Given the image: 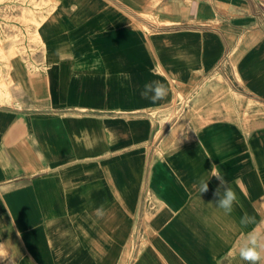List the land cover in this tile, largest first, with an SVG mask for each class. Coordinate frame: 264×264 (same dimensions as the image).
Wrapping results in <instances>:
<instances>
[{
    "label": "crops",
    "instance_id": "crops-1",
    "mask_svg": "<svg viewBox=\"0 0 264 264\" xmlns=\"http://www.w3.org/2000/svg\"><path fill=\"white\" fill-rule=\"evenodd\" d=\"M49 2L44 53L0 60V264H246L245 234L264 237V0Z\"/></svg>",
    "mask_w": 264,
    "mask_h": 264
},
{
    "label": "rangeland",
    "instance_id": "rangeland-1",
    "mask_svg": "<svg viewBox=\"0 0 264 264\" xmlns=\"http://www.w3.org/2000/svg\"><path fill=\"white\" fill-rule=\"evenodd\" d=\"M52 7L53 4L49 0H0V16L11 20V13L18 14L17 18L13 19L18 22V28L14 27L17 29V35L0 36V60L3 64L4 60L11 59L13 55L27 59L42 51L44 53L45 49L38 36L37 28L43 20L42 13L44 11L48 13ZM23 32L27 35L25 36ZM169 118V115L164 116L163 121Z\"/></svg>",
    "mask_w": 264,
    "mask_h": 264
},
{
    "label": "clouds",
    "instance_id": "clouds-1",
    "mask_svg": "<svg viewBox=\"0 0 264 264\" xmlns=\"http://www.w3.org/2000/svg\"><path fill=\"white\" fill-rule=\"evenodd\" d=\"M127 79H130V74H124ZM168 95V89L164 83L159 80H153L145 83L141 96L152 103L162 101ZM215 164L212 165V175L220 181V187H218L214 193L218 197L216 200V206L222 209L225 214H230L233 210V204L237 201L236 193L228 186V182L224 177L220 175ZM223 189V194H221ZM200 193L208 191L207 181H201L199 187ZM98 219H102L105 216V210L103 206L94 210L93 213ZM255 223V217L249 216L247 213L240 220V224L246 227L249 224ZM264 237H262L257 231H251L245 234L242 242L238 248V254L242 261L246 264H259L262 259L261 249H264V243H262Z\"/></svg>",
    "mask_w": 264,
    "mask_h": 264
}]
</instances>
